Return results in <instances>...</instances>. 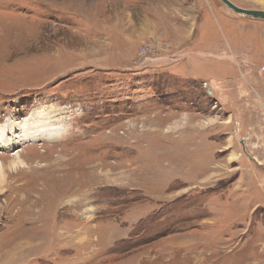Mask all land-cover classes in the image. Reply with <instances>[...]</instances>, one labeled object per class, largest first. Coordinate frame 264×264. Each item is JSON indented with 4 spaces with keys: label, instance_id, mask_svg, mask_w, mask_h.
<instances>
[{
    "label": "rangeland",
    "instance_id": "374dc122",
    "mask_svg": "<svg viewBox=\"0 0 264 264\" xmlns=\"http://www.w3.org/2000/svg\"><path fill=\"white\" fill-rule=\"evenodd\" d=\"M43 109L63 137L0 146L1 252L264 264V20L220 0H0V123Z\"/></svg>",
    "mask_w": 264,
    "mask_h": 264
},
{
    "label": "bare ground",
    "instance_id": "6f19581e",
    "mask_svg": "<svg viewBox=\"0 0 264 264\" xmlns=\"http://www.w3.org/2000/svg\"><path fill=\"white\" fill-rule=\"evenodd\" d=\"M23 120V122L18 123L20 125L19 128L15 122L10 121V119H8L9 126H5V124H7L6 121L4 123H0V146L2 148H8L22 142L28 143V141L31 142L37 139H46L48 141H52L53 139L63 137L64 135L65 126L61 124L59 117L55 118L52 114H49V112L44 111V109L43 111L39 110L32 112L27 118ZM18 130L19 135L14 137V131ZM235 158L236 156L232 153L230 159L234 160ZM17 159L18 158H16L14 165H20V163H18L19 160ZM23 245L25 244L20 243L18 246L21 248Z\"/></svg>",
    "mask_w": 264,
    "mask_h": 264
},
{
    "label": "crops",
    "instance_id": "0c3cea01",
    "mask_svg": "<svg viewBox=\"0 0 264 264\" xmlns=\"http://www.w3.org/2000/svg\"><path fill=\"white\" fill-rule=\"evenodd\" d=\"M18 244L16 247L9 248L5 252L0 251V264H21L22 261H26V257L36 254L33 249L20 248Z\"/></svg>",
    "mask_w": 264,
    "mask_h": 264
},
{
    "label": "water",
    "instance_id": "95a60500",
    "mask_svg": "<svg viewBox=\"0 0 264 264\" xmlns=\"http://www.w3.org/2000/svg\"><path fill=\"white\" fill-rule=\"evenodd\" d=\"M220 1L223 4H225L230 10L234 11L235 13L241 16L249 17L254 20H264V11L245 9L237 6L231 0H220Z\"/></svg>",
    "mask_w": 264,
    "mask_h": 264
},
{
    "label": "built area",
    "instance_id": "2783aa9c",
    "mask_svg": "<svg viewBox=\"0 0 264 264\" xmlns=\"http://www.w3.org/2000/svg\"><path fill=\"white\" fill-rule=\"evenodd\" d=\"M156 44L153 42H150V44H146L145 47L142 48V51L140 52L141 56L143 58H150L152 53H156ZM153 56V55H152ZM147 60V59H146Z\"/></svg>",
    "mask_w": 264,
    "mask_h": 264
}]
</instances>
